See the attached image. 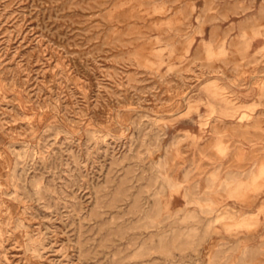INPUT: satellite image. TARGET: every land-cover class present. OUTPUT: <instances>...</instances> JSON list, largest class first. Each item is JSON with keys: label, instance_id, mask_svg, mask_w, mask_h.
<instances>
[{"label": "rangeland", "instance_id": "rangeland-1", "mask_svg": "<svg viewBox=\"0 0 264 264\" xmlns=\"http://www.w3.org/2000/svg\"><path fill=\"white\" fill-rule=\"evenodd\" d=\"M0 264H264V0H0Z\"/></svg>", "mask_w": 264, "mask_h": 264}]
</instances>
